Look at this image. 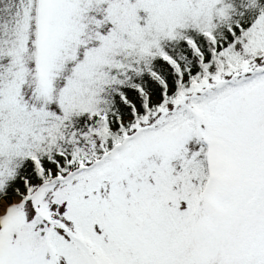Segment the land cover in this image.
I'll list each match as a JSON object with an SVG mask.
<instances>
[{
	"label": "snow or ice",
	"instance_id": "obj_1",
	"mask_svg": "<svg viewBox=\"0 0 264 264\" xmlns=\"http://www.w3.org/2000/svg\"><path fill=\"white\" fill-rule=\"evenodd\" d=\"M0 264H264V0H0Z\"/></svg>",
	"mask_w": 264,
	"mask_h": 264
}]
</instances>
